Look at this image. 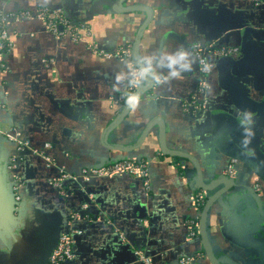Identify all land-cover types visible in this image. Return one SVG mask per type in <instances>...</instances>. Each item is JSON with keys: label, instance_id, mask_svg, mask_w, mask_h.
<instances>
[{"label": "crops", "instance_id": "0c3cea01", "mask_svg": "<svg viewBox=\"0 0 264 264\" xmlns=\"http://www.w3.org/2000/svg\"><path fill=\"white\" fill-rule=\"evenodd\" d=\"M116 1L0 0V14H32L10 19L11 45L0 72V129L28 145L10 167L16 143L0 137L7 187L12 192L18 180L21 196L19 205L0 202V264H41L42 244L72 230L68 212L87 203L86 197L103 218L85 223L74 235L75 258L62 264H174L189 255L204 256L202 264H211L201 252L200 238L187 237L192 198L195 190L202 191L195 184V167L186 159L162 155L158 122L130 151L101 141L124 105L116 99L126 81L114 91L115 75L128 67L120 58L93 53L91 47L109 52L133 43L145 19L142 11H116L111 5ZM133 4L153 12L139 56L178 48L193 54V43L214 40L239 50L231 60H211L207 89L201 94L207 111L195 116L183 111L198 89L196 59L192 71L180 79L145 92L141 106L127 110L108 140L130 146L148 121L159 118L167 149L192 155L204 183L224 174L236 159L233 191L245 195L236 206L247 210L235 218L224 196L217 200L207 215L208 244L221 264H264V0H127L122 7ZM55 7L65 8L86 37L76 41L52 35L38 14ZM123 158L148 163V189L128 175L83 184L65 181V191H74L68 196L52 185L60 168L78 175L83 168ZM137 249L147 263L135 259Z\"/></svg>", "mask_w": 264, "mask_h": 264}, {"label": "built area", "instance_id": "2783aa9c", "mask_svg": "<svg viewBox=\"0 0 264 264\" xmlns=\"http://www.w3.org/2000/svg\"><path fill=\"white\" fill-rule=\"evenodd\" d=\"M256 4L260 3V0H254ZM31 13L27 11H17L7 14V17L13 19H22L31 17ZM41 18L45 19L47 28L54 33L55 35L70 34L79 37L78 32L81 31L83 26L79 23H75L70 15L63 8L47 9L43 8L38 14ZM11 42L9 41V36L6 28V19L0 17V69L4 67L2 61L3 57L6 55L9 50ZM91 50L93 53L110 58L117 57L124 60L129 67L132 66V43H127L123 46L115 48L113 51H104L92 46ZM193 54L199 61V72L197 71V80H198V89L197 92L202 94L207 89V80L211 72V63L210 58L212 57H224L231 56L238 52V47L227 46V45H217L214 42L209 43H195L192 45ZM45 61V60H43ZM46 62V61H45ZM126 91H132V89H126L124 87L123 92L117 97L116 100L123 101L124 93ZM124 102V101H123ZM203 108V103H200L195 96L190 98L188 103L183 105V111L185 113H192L193 115L199 113ZM45 147L48 148L49 145L45 144ZM47 162L50 163V159L42 154ZM236 159H231L230 163L226 167L224 174L228 176L234 175V165L236 164ZM10 167H14L13 162L10 164ZM129 175L130 177L142 179L143 185L146 189L149 188V172L147 163L145 161L137 160L134 158H125L111 161L107 164L99 166L86 167L81 170L78 175L68 172L63 168L58 170L57 177L52 179V185L61 193L64 194L65 188L63 187V182L65 181H76L78 178H81L82 181H88L92 176L97 177H113L116 175ZM18 180H15L12 191L16 192L18 189ZM15 200H19V196H15ZM203 202V196L200 192L194 195L193 205L197 208L199 203ZM87 204H83L80 210L73 211L70 214V222H74L81 217V210H85ZM188 229V238H193L197 235V216L190 217L186 221ZM81 233V230L78 228L72 229L68 233L60 234L57 240L56 245L49 255L47 264H62L64 262H71L75 258L73 243L74 235ZM139 259L148 262L143 254H139ZM198 255L184 256L178 260L177 264H190L192 262L199 260ZM197 264V263H196Z\"/></svg>", "mask_w": 264, "mask_h": 264}, {"label": "water", "instance_id": "95a60500", "mask_svg": "<svg viewBox=\"0 0 264 264\" xmlns=\"http://www.w3.org/2000/svg\"><path fill=\"white\" fill-rule=\"evenodd\" d=\"M126 1L127 0H117L115 3H112L111 5H112V7L115 8L116 11H122V12H128V13L142 11L145 13V19L141 23V25L137 31V34L133 40V43H132V60H134V58L136 56H139L138 55L139 42H140V39H141V36L143 34L144 29L146 28V26L150 23V21L152 19L153 12L151 11L150 8H148L142 4H133V5H130L128 7H122V4ZM55 8H60V7H55ZM55 8H52V9H55ZM64 10L67 12V10L65 8H64ZM0 17H4L6 19V28H7V32H8V36H9L10 33L8 30V24H9V21L11 18L7 17V12L1 13ZM83 31H85V29L82 30L81 32L80 31L78 32V34H79L78 38H76L75 36H72L70 34H64V35L67 37H70L72 40L75 39L77 41V40H80L81 38L86 37L85 36L86 33H83ZM50 33L54 36L61 37V35H55L51 31H50ZM218 38H219V36H213V39H218ZM9 40H10V36H9ZM213 42L217 45H225L221 41L214 40ZM198 43H205V42H198ZM193 44H195V43H193ZM192 45H191V48H192ZM240 52L243 53L244 52L243 49H241ZM233 56L231 55V56H224V57H219V58H216V57L210 58L211 70H212V66H213V64L211 62L212 59H219L218 61L220 63L223 60H231ZM5 57L6 56H4L2 59L3 63H5ZM48 63H49V61H48ZM48 65L50 66L51 64H48ZM127 66L129 67V65H127ZM0 72H1V69H0ZM263 83H264V81H263ZM263 87H264V84L262 85V88ZM152 88H153L152 86H146V87H142L140 90L144 94L145 92L151 90ZM195 97L197 98V100L200 103H203L202 110L195 115H198V114L202 113L203 111H207L208 110L207 104H205L203 102V97H201V94L196 92ZM127 110L128 109L123 105L122 110H120L119 114L116 115L115 118H113L112 122L105 129V132H104L102 139H101L102 143L106 147H110L111 149H121L123 151H130L131 149H135L136 147H138V145H140L143 141H145V139L148 136H150L151 125L154 122H158L159 127H160V152L162 153V155L166 156V157H170V158L171 157H178L180 159H186L187 161L191 162L195 167V171H196L195 184L199 189L202 190L201 194L203 196L204 203H203V206L200 210L193 205V198H194L195 192L196 191L199 192V190H195L193 198H192V203H191V214L188 215L187 218L197 216V225H196L197 235L195 236V238H200V241L202 243V249H201L202 251L201 252L202 253L204 252L206 258L209 260V262L211 264H221L218 261V259L215 257L213 252L211 251L209 244H208L207 215H208L211 207L213 206V204L215 202H217V200H219L223 196L226 199V203H227L225 206L229 209H232V213H233V216L235 218H237L236 216H239L241 214L246 213L247 209L245 208V206H243V205H237L236 206L237 202L240 200H243L245 195H239V194L235 193V191H233V189L236 187L235 178L232 176L225 175V174H220L215 179H212L210 183H208V184L204 183L203 177L201 174L200 166H199L197 160L192 155L185 153V152H182V151H178V150L167 149L166 143H165L164 128H163L162 122L160 121L159 118H154V119H151L150 121H148V123L144 127L143 131L141 132L139 138L137 139V141L134 144H132L130 146L122 147L119 144L111 143L108 140V135L117 127V125H119L121 120L125 117ZM216 113L213 112L212 114H216ZM185 114L188 116H195L192 113H185ZM0 137H2L3 139L12 138L10 140H12L16 143V151L13 154V157H14L13 164H14V162H16V160L18 161L23 156L24 150L28 149V145H25L24 141H22L19 137L13 135V133L7 132V135L5 136L2 133V130L0 129ZM44 150L46 151L45 148H44ZM123 159H125V158H123ZM238 160L240 161L239 158H238ZM108 162H111V160ZM147 165H148V163H147ZM96 166H99V165H96ZM6 171H7L6 163L4 164L3 162L0 161V202L2 203L3 199H8L10 201L14 200L15 205H19L20 200H21V196L19 193L20 185L18 183V189L16 192H13V191L11 192L10 189L7 187V184H6ZM57 174H58V171H57ZM57 174L52 179L56 178ZM124 175H126V174H124ZM118 176L119 175H116L113 177H118ZM95 178H98V177L92 176L88 181L95 179ZM132 178H134V177H132ZM136 179H140V178H136ZM140 180L142 181V179H140ZM88 181H82L81 178L77 179V182L81 183V184L86 183ZM220 185H223V186L219 187ZM73 192L74 191H72V188H68L65 191V195H67V196L72 195ZM207 192H211L210 195H208ZM10 194H11V196H10ZM16 195L19 196L18 201L15 200ZM84 196H86V195H84ZM12 197H13V199H12ZM86 198H87V200L85 202H87L86 203L87 208L85 210H81V217L78 220H76L74 222H70V228L71 229L78 228L82 232V228H83V225L85 223L95 221V220H99V218L100 219L103 218L101 215L93 212V210H92V207H93L92 204H94L92 202L93 200L90 199V201H89L88 197H86ZM83 204H85V203H80L76 207L70 209L68 212V219L70 217V214L73 211L80 210V208ZM103 216H105V215H103ZM237 220L238 219H234L235 222ZM241 221H245V219L242 218ZM65 233H67V232H65ZM60 234H63V233H60ZM60 234L51 238L48 242L42 244V246L39 250V256H40L41 264H47L48 259H49V255H50L51 251L53 250L54 246L56 245L58 237ZM189 239H192V238H189ZM133 254L135 256V259L138 260L139 254H142V252H141V250L137 249L133 252ZM189 256H192V255H189ZM203 257H202V259H199L197 261L194 260V262H192L190 264H196V263L202 264L201 260H203ZM177 263H178V261H176L174 264H177Z\"/></svg>", "mask_w": 264, "mask_h": 264}, {"label": "clouds", "instance_id": "9594fccd", "mask_svg": "<svg viewBox=\"0 0 264 264\" xmlns=\"http://www.w3.org/2000/svg\"><path fill=\"white\" fill-rule=\"evenodd\" d=\"M196 57L184 48H178L176 51L155 53H145L142 56H136L132 66L128 67L126 73H117L115 75L116 83L113 85L114 91H119V85L125 83L126 91L124 93V106L131 112H135L144 101V95L141 92L142 87H158L173 80L181 78V74L192 71ZM166 70V71H163ZM251 135V133H249ZM247 143V141H245Z\"/></svg>", "mask_w": 264, "mask_h": 264}, {"label": "trees", "instance_id": "16d2710c", "mask_svg": "<svg viewBox=\"0 0 264 264\" xmlns=\"http://www.w3.org/2000/svg\"><path fill=\"white\" fill-rule=\"evenodd\" d=\"M197 193H198V192L196 191L195 194H197ZM203 203H204V201H203L202 203H199V204L197 205V206H198L197 208H198L199 210L202 208Z\"/></svg>", "mask_w": 264, "mask_h": 264}, {"label": "rangeland", "instance_id": "374dc122", "mask_svg": "<svg viewBox=\"0 0 264 264\" xmlns=\"http://www.w3.org/2000/svg\"><path fill=\"white\" fill-rule=\"evenodd\" d=\"M197 64H198V72H199V68H200V66H199V61H198V59H197ZM67 171V170H66ZM68 172H70V171H68Z\"/></svg>", "mask_w": 264, "mask_h": 264}, {"label": "flooded vegetation", "instance_id": "af4514ba", "mask_svg": "<svg viewBox=\"0 0 264 264\" xmlns=\"http://www.w3.org/2000/svg\"><path fill=\"white\" fill-rule=\"evenodd\" d=\"M204 201V200H203ZM65 263V262H64Z\"/></svg>", "mask_w": 264, "mask_h": 264}]
</instances>
